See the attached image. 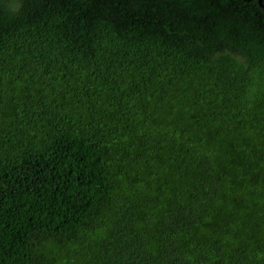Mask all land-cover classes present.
Segmentation results:
<instances>
[{"label": "trees", "instance_id": "16d2710c", "mask_svg": "<svg viewBox=\"0 0 264 264\" xmlns=\"http://www.w3.org/2000/svg\"><path fill=\"white\" fill-rule=\"evenodd\" d=\"M0 264H264L258 0H0Z\"/></svg>", "mask_w": 264, "mask_h": 264}, {"label": "water", "instance_id": "95a60500", "mask_svg": "<svg viewBox=\"0 0 264 264\" xmlns=\"http://www.w3.org/2000/svg\"><path fill=\"white\" fill-rule=\"evenodd\" d=\"M259 4L264 7V5H262V0H258Z\"/></svg>", "mask_w": 264, "mask_h": 264}]
</instances>
